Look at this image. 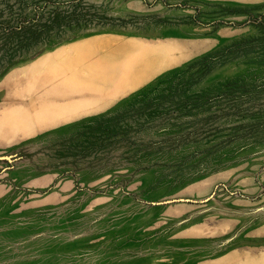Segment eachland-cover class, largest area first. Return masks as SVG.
Masks as SVG:
<instances>
[{
    "label": "rangeland",
    "instance_id": "1",
    "mask_svg": "<svg viewBox=\"0 0 264 264\" xmlns=\"http://www.w3.org/2000/svg\"><path fill=\"white\" fill-rule=\"evenodd\" d=\"M0 156V264H206L264 218V0H0Z\"/></svg>",
    "mask_w": 264,
    "mask_h": 264
},
{
    "label": "crops",
    "instance_id": "2",
    "mask_svg": "<svg viewBox=\"0 0 264 264\" xmlns=\"http://www.w3.org/2000/svg\"><path fill=\"white\" fill-rule=\"evenodd\" d=\"M185 202H197V200ZM259 212L264 214V206L260 208ZM225 224L226 222H221L215 226V229ZM203 228V226L198 225L192 226V230L187 235L195 236L198 238V240L204 241L203 243H200L201 247H213V249L210 250L211 256L204 259L206 264H239L245 259L246 255L255 257L259 256L261 253H264V218L263 221L258 222L246 232L241 234V239H239V243L236 245H233L232 238H210V234L207 235V233H201L199 231Z\"/></svg>",
    "mask_w": 264,
    "mask_h": 264
},
{
    "label": "water",
    "instance_id": "3",
    "mask_svg": "<svg viewBox=\"0 0 264 264\" xmlns=\"http://www.w3.org/2000/svg\"><path fill=\"white\" fill-rule=\"evenodd\" d=\"M0 158H3V156H0ZM175 201H196L188 198H172V199H166L162 201L156 202L157 204H164V203H170V202H175Z\"/></svg>",
    "mask_w": 264,
    "mask_h": 264
}]
</instances>
